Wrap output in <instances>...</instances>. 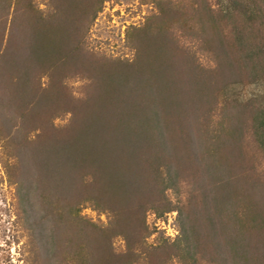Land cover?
I'll return each mask as SVG.
<instances>
[{
	"label": "rangeland",
	"instance_id": "1",
	"mask_svg": "<svg viewBox=\"0 0 264 264\" xmlns=\"http://www.w3.org/2000/svg\"><path fill=\"white\" fill-rule=\"evenodd\" d=\"M158 1L106 0L94 17V0H84L81 6L69 0H0V264H184L186 231L199 264H241L228 246L219 258H212L214 246L205 211L216 218L212 226L223 236L225 227L215 211H224L226 217L230 208L222 200L220 184L224 183L232 192V211L241 214L249 206L264 216V151L254 129V117L264 109V62L258 75L218 66L217 52L206 48L218 50L217 46L195 43L198 36L191 31L194 19L188 7L192 0H173L174 4L184 2L187 9L175 16L176 22L169 21L173 23L169 37L179 41L183 51L176 49V55L183 56L177 60L180 67L190 68L197 76L193 80L182 70L184 95L201 90L197 80L208 86L206 91L211 86L197 99H210L203 112L213 107V116L207 121L200 114V122L188 125L196 139L195 149L192 157L186 152L172 160L180 170L178 188L166 189L164 194L156 189L138 197L128 211H119L88 200V189L67 186L61 172L51 176L50 167L57 165L53 159L47 161L49 137L67 135L81 123L93 101L108 113L110 94H117L119 88L115 82L109 87L108 78L115 72L150 67L151 53L156 47L160 52L165 44L156 29L160 20L155 23ZM207 1L219 9L234 0ZM71 2L74 9L66 14L70 19L66 31L77 41L76 56L68 50L53 53L42 48L37 39L52 22L64 20L59 16ZM222 25L227 44H234L231 22ZM206 27L210 37L213 30ZM260 37L264 49V33ZM195 54L205 70L193 71ZM233 55L229 61L238 60ZM226 115L241 123L242 134L233 140L240 150L230 152L239 178L235 173L236 177L226 173L223 178V168L214 178L206 164L207 175L201 176L197 159L203 156L205 129L218 126ZM247 185L254 188L252 200L245 196ZM254 237L264 241L258 230Z\"/></svg>",
	"mask_w": 264,
	"mask_h": 264
},
{
	"label": "trees",
	"instance_id": "2",
	"mask_svg": "<svg viewBox=\"0 0 264 264\" xmlns=\"http://www.w3.org/2000/svg\"><path fill=\"white\" fill-rule=\"evenodd\" d=\"M69 1L80 6L84 3V0ZM94 1L95 17L106 0ZM263 1L234 0L231 4L226 6L222 4L216 9L209 5L207 0H192L188 7L192 10L194 19L191 31L198 36V39L194 38L195 43L217 46L218 50L213 46L205 47L217 52L216 64L225 70L244 69L247 72L250 70L251 75H258L262 71L264 62V49L260 37V34L264 33ZM73 3L66 6L59 16L64 20L52 22V26L42 33V37L37 39L38 45L53 53L68 50L75 55L77 41H74L71 34L66 31L70 29V19H66V14H69L68 9H74ZM157 3L159 7L155 23L157 24L158 20L161 22L159 21L156 29L158 35L164 37L165 44L160 52H156L159 49L156 47L151 53V60L148 62L150 67L131 68L129 71L112 74V80L110 78L107 80L111 84L109 87L117 83L119 88L117 94H110L109 112L104 113L101 107H97L98 103L94 104L93 101L89 104L91 106L89 111L80 116L81 123L76 124L67 135L49 137L47 161L53 159L57 165L54 168L50 167V172L53 174L51 176L55 177L61 172L67 186L77 184L78 191L81 187L88 189L87 191L91 192L88 200L109 204L119 211H128L129 207L136 204L138 197L148 196L156 189L158 193L164 194L166 189L178 188V183L181 181L180 170H176L172 160L186 152L192 157L195 149L193 142L196 139L193 133L190 134L188 125L196 124L195 121L200 122V114L205 115L207 121L213 116L211 115L213 107L203 112L204 108L209 106L210 99L200 101L197 99V97L201 99L200 96L208 92L211 86L206 91L208 86L204 84L202 86L197 80L196 84L201 90L194 91L191 96L184 95L183 85L180 82L182 70H185L186 75L193 80L197 76L190 68L180 67L181 63L177 60L182 59L183 56H177L176 49L183 51L180 50L179 41L169 37L170 32H173V23L169 21L176 22L175 16H182L187 5L184 2L174 4L173 0H159ZM237 16L242 22L236 21ZM229 22L232 24L230 32L234 41L232 45L227 44V38L224 37L227 35L226 27L222 25ZM206 25L208 27L210 25L213 30V33L209 34L210 37L207 35ZM227 49L233 51L238 60L229 61V55L235 56L233 53L229 54ZM194 57L196 66L193 71L198 72L200 68L205 70L196 54ZM225 120L218 126L205 129L203 156L199 157L200 160L197 159L201 161L199 164L201 170L197 172L201 176L207 175L208 168L203 169L206 164L211 167L209 174L214 178L222 168L224 170L220 175L223 178L226 177V173L227 175L235 173L237 177L234 176L239 178L230 152L240 150L235 141L242 134L241 123L240 120H234L228 115L225 116ZM254 129L257 141L264 151V109L256 113ZM226 147L231 149L228 151ZM225 151L227 154L224 153ZM200 184V187H203V183ZM220 186L223 191L221 192L223 199H221L231 208L234 205L231 199L232 192L226 190L224 183ZM76 191L77 189H74L73 192ZM253 191L254 188L247 185L244 193L248 200L253 199L250 198L253 197ZM84 193L81 191L80 195L86 196ZM246 207L244 210L247 211H242L241 214L240 211H232L229 208L226 217L221 213L224 211H215L219 212L222 219L220 223L223 228L225 227L223 231L226 234L223 233V236L219 234L222 241L216 239L218 232L212 226L216 218H211L210 211H205L208 212V220H210L211 246H214L212 258L215 259L216 256L219 258L221 256L219 252L224 246H228V249H232L241 260V264H263L264 241H256L255 237L253 240V233L258 230L261 236L264 234V216L260 211ZM223 218H227L228 222ZM228 223H233V228L228 227ZM186 233L181 261L184 264H199L198 252L191 253L193 241L188 236V231Z\"/></svg>",
	"mask_w": 264,
	"mask_h": 264
}]
</instances>
